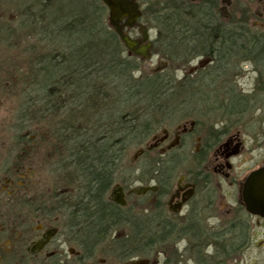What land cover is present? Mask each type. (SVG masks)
Returning a JSON list of instances; mask_svg holds the SVG:
<instances>
[{"label":"flooded vegetation","instance_id":"flooded-vegetation-1","mask_svg":"<svg viewBox=\"0 0 264 264\" xmlns=\"http://www.w3.org/2000/svg\"><path fill=\"white\" fill-rule=\"evenodd\" d=\"M39 1L0 0V45H7L0 54L11 57L12 51L25 45L22 53L27 57L11 59L8 70L0 55V104L19 103L17 112L8 113L19 126L16 136L30 122L35 130L32 141L23 134L10 148L0 147V264H152L144 257L120 254L113 240L119 237L114 235L118 226L112 228L110 240L92 242L91 250L81 249L75 240L69 216L78 196H58L72 192V162L63 165L62 152L57 156L55 134L51 144L39 133L42 98L56 92L43 90L53 82L41 80V40H57L56 22L66 29L68 20L64 16L57 21L53 15L51 33L41 36L45 33ZM127 1L136 5L140 16L132 27L125 25L127 18L121 19L123 33L140 45L151 43L152 49L157 32L151 13L177 12L178 25L185 27L181 38L191 35L189 29L196 40L193 57L182 60L195 65L184 72L181 83L198 88L196 101L244 104V112L222 115L227 126L191 120L173 134L163 129L152 136V147L138 154L147 152L143 166L131 167L121 178L118 162L106 200L135 220L138 215L145 217L144 225L139 222L129 228L145 230L147 254L160 240L172 244L174 249L158 252L161 261L154 264H229L243 256L242 264L249 244L253 248L257 244L251 242V227L260 229L264 238V216L248 212L245 202V196H264V0ZM98 2L108 14L103 1ZM242 67L244 89L239 91L232 86V75L243 72ZM18 147L26 155L18 156ZM59 166L63 173H57ZM24 168L38 169L33 183L19 175ZM254 174L257 192L252 191ZM119 178L124 185L115 184ZM58 181L67 182L69 190L57 187ZM138 187L153 190L138 195ZM130 199L136 209L127 205ZM87 202L84 199V205ZM262 203L259 199L261 212ZM103 243L108 255L100 257L96 254ZM259 243L255 264H264V241Z\"/></svg>","mask_w":264,"mask_h":264},{"label":"trees","instance_id":"trees-1","mask_svg":"<svg viewBox=\"0 0 264 264\" xmlns=\"http://www.w3.org/2000/svg\"><path fill=\"white\" fill-rule=\"evenodd\" d=\"M78 1L81 12L66 14V29L58 20L55 24L59 40H41V80L53 82L43 90L56 92L42 98L40 116L41 121L53 115L64 118L56 128V150L58 155L65 150L72 162L73 189L58 196H78L69 216L72 232L81 249L91 250L92 242L110 240L112 228L139 224L125 210L112 207L105 197L118 162L129 147L142 144L177 115L242 114L244 104L196 101L198 88L177 82L166 69L136 76L142 60L127 54L104 21L105 8L98 0ZM151 14L157 32L152 54L162 55L171 64L192 58L196 40L189 29L191 35L181 38L185 27L178 25V13ZM43 17L51 31L50 20ZM50 31L46 33L45 27L41 36ZM145 235L144 229H131L113 240L125 258L145 257L149 249Z\"/></svg>","mask_w":264,"mask_h":264},{"label":"rangeland","instance_id":"rangeland-1","mask_svg":"<svg viewBox=\"0 0 264 264\" xmlns=\"http://www.w3.org/2000/svg\"><path fill=\"white\" fill-rule=\"evenodd\" d=\"M39 4H40L41 11H42L41 13H42V15H44V17L43 16L42 17L47 19V20L50 19L53 15L57 17V20H59V18L66 16L67 13L68 14H70V13L77 14V13L81 12V6H80V3L78 0H44V2H42V0H40ZM43 9H45V10L43 11ZM107 17H108V14L106 12V15L104 18V21H106V22H107ZM42 23H43L42 26H44V28L46 27V33L49 32L50 30H49L47 24H45V21H43ZM107 24H108V22H107ZM51 31H52V29H51ZM154 37H155V34L152 35V38H154ZM57 40H59V39H57ZM6 46L7 45L5 43L3 45H0V51L2 49H4ZM24 46L23 45L20 46L18 48L17 52H16V50L12 51L15 53H12L11 57L7 53L6 54H4V53L0 54L4 58V62H5L4 66H6V65L8 66V67H6V69L9 70V66H10V63L12 61L11 59H18L22 56V58H24V60H27V57H23L24 55L22 53L23 49L25 48ZM152 51H153V49H152ZM152 51H151V53H152ZM14 62H16V60H14ZM194 65H195V62H192V64L191 63L187 64V62L184 63L183 61H180L179 63L177 61L176 63L171 64L170 62L165 61V58L162 57V55L157 56V55L152 54L150 60H145V61H142L140 63V72H139L140 74H136V76L143 75L147 72L162 71V70L166 69L168 72H171L173 74V76L175 77L177 82L181 83L180 80H181V77H183L184 72L185 73L188 72L189 69L193 68ZM241 69L243 70V72L239 70L238 72H236L232 75L233 76L232 86L234 88H236V90H239V91L241 90V88L244 89V77H243L244 76V67H242ZM19 107H20L19 103L16 104V102H15V105L13 103H11L10 105L9 104H0V147L4 146L7 148L9 146V148H10V144H12V146H13L14 142H15V141L14 142H12V141L14 139H16L18 136H22L23 134L28 135V137L30 138L31 141L34 140L33 139V137H34L33 132L35 130H34V127H33L31 122L29 123V126L25 127L24 129L22 128V131L19 132L18 135L16 136V131H17L16 129H18L19 126L17 124V121L14 118H12V117L9 118L8 113L11 111L17 112ZM6 111H8V112H6ZM222 115L223 114H220L219 112H215V113H211L210 115H206V114L201 115L200 114L197 117L190 116L191 118H187V117H183L184 115L180 114V115H177L174 119L167 121L165 124H163L161 126L160 129H158L157 131L152 133L147 139H145L142 142V144L129 147L126 150L125 154L121 158V161L118 165V167H119L118 169H120L121 176H122V177L121 176H119V177L123 178L124 174H125L124 172L128 171L131 167L133 168V167H139V166L144 165V163L149 159L148 155H142V156L138 155L136 158H134L136 152L140 149L145 148L149 144H151L150 143L151 137L154 135L160 134L163 129H168V131L173 134V132L177 126H180L181 124L189 123L191 120H198L202 124H204V123H207L209 125L213 124L217 127H221L223 125L227 126V124H226L227 118L226 117L224 118L223 117L224 115L223 116ZM62 120H64V118L59 120L55 115H53L52 118H48V119L46 118L45 120L41 121L42 125L39 128L40 129L39 133L41 134V136H44L48 139L50 138V140H49L50 142L47 141V143H51V144L53 143L54 144V140H55L54 134L56 133L57 126H59L61 124L60 122H62ZM242 120H244V118H242ZM47 143H45V144H47ZM62 152H63V154L61 153V155H62V159H61L62 161L61 162L64 165L67 163V159L65 157L67 152L65 150ZM64 153H66V154H64ZM16 154H18V156H20V157H23L24 155H26V154H23L21 152L20 147H18V151L16 152ZM57 156H58V152H57ZM62 164H60V166H63ZM60 166L56 168L57 173H63L64 172V168L60 167ZM37 170L38 169H35V168H24V169H21V171L19 172V175L23 176L24 177L23 179L25 181L28 180L29 183H33L35 180V177L37 175ZM46 173H47V178H50V175H48V171ZM126 177H127V175H126ZM121 178L117 179L115 181V184L122 185L123 183H122ZM70 179H71V177H70ZM57 187H61V190L62 189L66 190V188H68V190H69V188H70L68 186L67 182H62V181L57 182ZM130 187H132V184L126 185V190L128 191ZM59 190H60V188H59ZM129 196H131V195H129ZM128 201L129 202L127 203V205L129 207L133 206V201H131V199ZM133 208L136 209L137 205H135V207L133 206ZM137 221L143 222L142 225H144L145 217L142 215H138ZM130 230H131V228L126 227V226H122L120 229H118L116 232H114V235H117L120 237V236L127 234V232ZM146 236L147 235H145V238H146ZM261 236H262V233H261L260 229H258L257 227H251V230H250L251 242L253 239V244H256V243L257 244L255 245V248H253V245H251V243L249 244L250 245L249 248L244 252V259L242 258V264H255V262H258V258H259L258 252L260 253V250L258 249V247L261 245V243H259V242H261L262 240L264 241V238L261 240ZM105 241H108V240H105ZM103 245H104V243L101 244V247H99L98 253L96 254L97 256L104 257V256L108 255L105 253V252H107V250H105L106 248ZM171 245L169 246V244H165V243L162 244V241L160 240V242L157 244V246L154 247L153 252L148 253L144 258L149 259L152 264H154L155 262L157 263V260L161 261V254H158V252L167 251L169 248L174 249L173 246H171ZM103 249H104V252H103ZM241 257H243V256L236 257V260L229 263V264H239V259Z\"/></svg>","mask_w":264,"mask_h":264},{"label":"water","instance_id":"water-1","mask_svg":"<svg viewBox=\"0 0 264 264\" xmlns=\"http://www.w3.org/2000/svg\"><path fill=\"white\" fill-rule=\"evenodd\" d=\"M105 6L108 9V21L111 27L114 29L115 33L119 37L120 41L122 42L125 49L132 55L136 57H140L142 59H149L150 58V51L152 49L151 43H146L144 45H140L138 41L130 39L126 34L123 33L122 29L123 26L120 25V20L123 18H127L125 25L128 27L134 26L136 23V20L140 16V13L138 12L136 5L127 1V0H102ZM143 42L145 40H142ZM153 144H149L146 148L150 149ZM143 152L142 149L138 150L135 154H141ZM257 174L253 175L254 179V186H253V192L259 191L256 186V178ZM255 177V178H254ZM120 190V189H119ZM149 190H153L151 187H138L135 190V193L145 194ZM262 190L264 192V184L262 185ZM117 196H122V194H119ZM246 199V209L248 212L252 214H257L264 216V211L261 212L263 209H260V205L258 204V200L261 199L263 201L264 205V196H245ZM117 203H120L121 205H124V202L116 201Z\"/></svg>","mask_w":264,"mask_h":264}]
</instances>
